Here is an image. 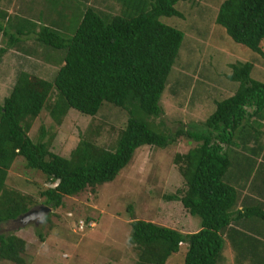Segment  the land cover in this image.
I'll list each match as a JSON object with an SVG mask.
<instances>
[{
  "label": "trees",
  "instance_id": "1",
  "mask_svg": "<svg viewBox=\"0 0 264 264\" xmlns=\"http://www.w3.org/2000/svg\"><path fill=\"white\" fill-rule=\"evenodd\" d=\"M112 1L121 6L119 14L100 12L93 5L96 0H50L44 5L47 10L30 19L0 9V33L7 39L0 56L17 49L58 67L51 81L19 70L0 105V262L26 264L27 243L15 234L2 233L1 225L14 222L38 204L31 196L6 186L8 171L18 158L25 161L26 169L43 174L52 184L39 196L44 198L45 207L55 210L63 206L65 197H76L87 189L95 193L96 188L114 181L140 147L163 150L186 139L195 146L174 157L185 190L179 191L181 196L166 199L180 202L190 216L199 218L200 227L183 233L132 219L128 241L137 254L135 264H168L178 252L184 257L178 264H224L227 245L233 264H264V241L255 235L257 223L264 225L263 206L237 209L239 184L247 182L253 170L261 172L264 167V83L251 77L256 60L264 57V0H223L219 5L214 24L220 34L214 36L213 46L232 47L231 39L247 48L240 47L250 58L235 61L229 65V75H224L230 83L238 84L233 94L215 101V110L204 122L180 125L175 131L157 120L164 114L160 101L172 71L182 67L185 43L181 54L179 50L184 34L160 19H184L180 7L188 0ZM29 5L28 12L34 13V2ZM186 8L197 19L206 10L191 5ZM70 16L72 21L67 22ZM196 24L199 22L190 29L201 32ZM30 36L33 46L22 39ZM217 57L208 60L211 66ZM191 58L189 55L185 70L188 77L196 76L192 101L197 97L202 100L198 90L206 87L201 76L209 62L197 65ZM178 89L179 93L183 88ZM205 93L210 94L208 90ZM104 103L108 106L102 108ZM44 109L57 126L71 111L92 118L104 109L120 112L125 122L113 149L82 137L64 157L51 151L54 134L49 136L43 127L36 142L28 136ZM261 191L264 195L263 188ZM50 218L48 215L45 222L51 230ZM36 234L44 242L41 231L36 230Z\"/></svg>",
  "mask_w": 264,
  "mask_h": 264
},
{
  "label": "rangeland",
  "instance_id": "2",
  "mask_svg": "<svg viewBox=\"0 0 264 264\" xmlns=\"http://www.w3.org/2000/svg\"><path fill=\"white\" fill-rule=\"evenodd\" d=\"M49 1L38 0L33 6L34 13L28 12L27 8L30 5H22L21 2L17 3V6L13 5L14 7L12 5L6 6V9L10 10L12 16L16 15L28 19L30 16H34L36 18L43 5H46V2L48 4ZM67 1L71 2V0ZM100 2L96 0V3L93 4L98 7L100 12L109 15L120 13L121 6L114 4V1L107 0L104 4ZM222 2L223 0H188L180 7L182 13L185 14L184 19L178 17H162L160 19L163 24L184 34L179 54L183 52L185 43L183 59L181 60L182 67L180 65L178 69H173L160 101L164 114L157 122L162 120L171 131H175L180 125L204 122L212 113L214 102L230 96L237 88V83H230L224 76L230 73L229 65L237 60L247 61L250 58L248 53L240 47L246 50L247 48L234 43L231 39L228 40L234 47H229L227 44L222 47L220 43L218 47L213 46L214 36L220 34L219 30L216 29V26L218 28L219 26H215L214 19ZM188 5L194 9L201 7L206 10L200 13L202 16L198 19L193 18L187 12L186 6ZM79 7L81 9L83 5L79 4ZM206 11L209 14L207 19L205 18L207 16ZM68 21H72L71 16ZM195 22H199L196 26L201 29V32H192L190 29ZM37 23L41 25L42 21L38 19ZM75 27L74 25V30ZM222 31L224 32L223 29ZM22 39L28 40L29 42L26 44L33 46L32 41L30 43L33 36ZM5 46H7V39H3L0 33V48ZM39 51L42 52L41 48ZM220 54L221 56H219ZM189 55H192V62L197 65L202 62L204 63L203 66H206L208 60L215 56L221 58V62H219L217 57L213 66L209 62L203 70L204 75L202 76L204 78L202 76L201 78L206 87L202 86L198 90L204 97L202 100L197 97L196 101H192L193 92L196 90V76L193 75L194 78L188 77L185 70ZM25 60V56L19 53L17 49H10L0 57V105L4 98L9 95L16 74L23 68L32 71L31 74L41 79L48 81L54 79L58 70L55 65L48 68L41 65L40 60L37 62L32 59L27 60L30 64H26ZM37 64L39 65L38 70H36ZM256 66V75L252 71L251 77L264 83L263 80H259L264 78V57L256 60ZM201 68L197 70L199 73ZM220 73L223 76L220 77ZM209 75L210 81L206 82ZM186 78L189 79L188 83H186ZM213 81L215 83L210 84ZM183 83L185 85H182ZM178 86L180 89L183 88L179 93L177 91ZM206 90L210 92L209 96L205 93ZM52 96L54 98V95ZM197 104H200V107H197ZM106 106L108 104L104 103L102 108ZM124 122L125 117L120 112L110 113L104 109L92 118L71 111L65 117L62 125L57 126L50 118L48 109H44L39 117L33 121L28 136L36 142L39 129L43 127L49 136L54 134L51 151L67 157L82 137L94 141L101 147L113 149L117 133ZM261 128H263L264 135V121ZM194 146L195 143L193 142L179 139L175 145L163 150L149 146L140 147L136 150L131 162L119 173L117 178L96 188L95 193L87 189L76 197H65L62 207L55 210L50 209L41 220H35L23 227L14 222L5 223L1 225V232L12 233L25 240L27 246L23 258L26 264H135L137 254L128 241L130 236L129 225L132 219L153 222L159 226L183 233H193L199 229V218L190 216L180 202L166 199V197L173 195L181 196L182 193L179 191L185 190L184 181L174 164V157L176 154L186 153ZM227 180L234 184L231 177ZM6 186L31 196L38 203L32 207L36 208L44 206L45 200L39 196V193L51 188L52 184L46 180L43 174L26 169L25 161L18 158L8 171ZM238 189L240 197L237 209H241L243 205H248V201H257L254 197H249L250 190H252L249 180L239 184ZM261 205L264 209L263 202ZM48 215H51L50 221L53 226L51 230L48 229L45 222ZM36 230L41 231L44 242L39 240ZM182 247L185 246L182 245ZM224 256L227 259L224 264H233V253L228 245L224 249ZM183 259L184 257L182 258L178 252L168 260V264L182 263L181 260L183 261ZM0 264L12 263L1 261Z\"/></svg>",
  "mask_w": 264,
  "mask_h": 264
},
{
  "label": "crops",
  "instance_id": "3",
  "mask_svg": "<svg viewBox=\"0 0 264 264\" xmlns=\"http://www.w3.org/2000/svg\"><path fill=\"white\" fill-rule=\"evenodd\" d=\"M37 1L38 0H20V1L19 0H0V9L1 10H6L8 12V14H11L10 10L6 9V6H11V5L12 6L13 5L17 6V3H20V2H21L22 5L24 4V5L27 6V5H29V4H31L33 2H34V4H36ZM44 9H45V6L43 5L41 11H43ZM26 41L28 42V40H26ZM24 56L26 58V60H25L26 64H30L27 60H31L32 59V60H34L36 62L38 61L35 58H32V57H30L28 55L27 56L24 55ZM40 64L44 65V66H46L48 68L53 67L52 65H49L48 63H45V62L44 63H40ZM36 66H37L36 70H38L39 69V67H38L39 65L37 64ZM23 70L27 71L29 73L30 72L32 73V71L25 70L24 68H23ZM39 72H40V70L38 71V73ZM249 182L251 183V188H252V190H250L251 194H250L249 197H254L257 201H252V200L248 201L247 202L248 206L249 207H253V206H257L258 204L261 205L262 202L264 203V195H263L262 191L260 193V190H262V188L264 189V167L261 169V172H260V170H258V168L253 170V172L250 175ZM259 202H261V203H259ZM241 222H242V224H244V221H239L240 224H241ZM255 232H257V233H255V235L259 234V235H257V237L259 239H261L260 241H264V225L261 224L260 222H258L257 223V228H255Z\"/></svg>",
  "mask_w": 264,
  "mask_h": 264
},
{
  "label": "water",
  "instance_id": "4",
  "mask_svg": "<svg viewBox=\"0 0 264 264\" xmlns=\"http://www.w3.org/2000/svg\"><path fill=\"white\" fill-rule=\"evenodd\" d=\"M50 211V208L45 206H38L36 208L30 209L27 213L19 216L17 219L14 220V223H17L21 227L25 226L26 224L33 222L35 220H41L43 216ZM37 215L35 218H31L32 216Z\"/></svg>",
  "mask_w": 264,
  "mask_h": 264
},
{
  "label": "bare ground",
  "instance_id": "5",
  "mask_svg": "<svg viewBox=\"0 0 264 264\" xmlns=\"http://www.w3.org/2000/svg\"><path fill=\"white\" fill-rule=\"evenodd\" d=\"M35 217H37V215H35V216H32L31 218H35Z\"/></svg>",
  "mask_w": 264,
  "mask_h": 264
}]
</instances>
